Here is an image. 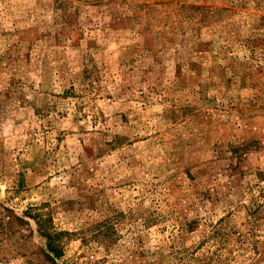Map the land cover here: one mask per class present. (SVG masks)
<instances>
[{
    "label": "rangeland",
    "instance_id": "374dc122",
    "mask_svg": "<svg viewBox=\"0 0 264 264\" xmlns=\"http://www.w3.org/2000/svg\"><path fill=\"white\" fill-rule=\"evenodd\" d=\"M0 264H264V0H0Z\"/></svg>",
    "mask_w": 264,
    "mask_h": 264
},
{
    "label": "trees",
    "instance_id": "16d2710c",
    "mask_svg": "<svg viewBox=\"0 0 264 264\" xmlns=\"http://www.w3.org/2000/svg\"><path fill=\"white\" fill-rule=\"evenodd\" d=\"M40 234L46 239V248L48 249L49 252L53 253L54 256H58V251L56 248V245L53 243V238L51 234L46 231V230H40Z\"/></svg>",
    "mask_w": 264,
    "mask_h": 264
}]
</instances>
